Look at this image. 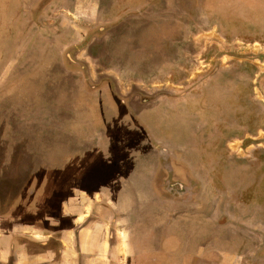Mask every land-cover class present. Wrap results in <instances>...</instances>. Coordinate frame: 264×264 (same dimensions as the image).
Masks as SVG:
<instances>
[{
    "label": "rangeland",
    "instance_id": "374dc122",
    "mask_svg": "<svg viewBox=\"0 0 264 264\" xmlns=\"http://www.w3.org/2000/svg\"><path fill=\"white\" fill-rule=\"evenodd\" d=\"M165 1L149 18H127L120 32L110 30L92 50L80 53L84 41L67 55L53 29L61 27L64 13L92 9L88 2L0 0V173L7 176L0 174V210L17 208V169L30 166L44 179L46 166L63 161L49 160L51 149L60 151L64 142L80 148L77 130L68 135L78 137L68 140L61 127L75 121L79 88L56 77L61 66L49 70L41 61L87 56L91 72L100 67L115 78L101 79L115 93H141L147 106L174 108L163 124H180L183 139L167 144L173 154L166 167L184 162L188 174L195 170L190 178L199 203L213 204L215 216H224L231 249L245 254L239 264H264V0H216L212 9L205 0L192 7L179 0L181 7L172 2L169 8L161 6ZM86 114L80 111L85 116L76 120L86 121ZM18 150L31 163L17 164ZM54 170L47 175L59 183L61 172ZM193 211L187 220L201 214ZM221 243L225 235L215 241Z\"/></svg>",
    "mask_w": 264,
    "mask_h": 264
},
{
    "label": "crops",
    "instance_id": "0c3cea01",
    "mask_svg": "<svg viewBox=\"0 0 264 264\" xmlns=\"http://www.w3.org/2000/svg\"><path fill=\"white\" fill-rule=\"evenodd\" d=\"M78 1L88 2L93 13L79 8L64 13L61 27L55 25L53 31L60 33L56 45L64 54L84 41L80 53L92 50L110 30L120 32L127 18H149L163 0ZM197 1L184 0L191 7ZM215 1L205 0L211 9ZM172 2L183 4L166 0L161 6L169 8ZM67 55L45 57L41 65L49 70L61 66L64 71L56 77L71 79L79 88L75 121L61 127L68 140L78 137L68 135L77 130L80 148L71 150L64 142L60 151L51 149L47 158L63 161L60 167L46 166L44 179L30 166L17 169V208L0 210V264H233L231 258L239 264L245 254L231 249L224 216H215L213 204L199 203L190 178L195 170L188 174L184 162L166 167L173 154L167 144L183 139L180 124H163L174 108L147 106L141 93H115L101 80L115 81L105 69L91 72L89 57ZM25 60L17 58V68ZM99 99L104 103L96 105ZM84 109L87 120L79 122ZM18 151L17 164L31 163L27 153ZM54 169L61 172L59 183L47 175ZM208 206L212 210H204ZM198 208L199 217L187 220ZM224 235L226 243L215 244Z\"/></svg>",
    "mask_w": 264,
    "mask_h": 264
}]
</instances>
